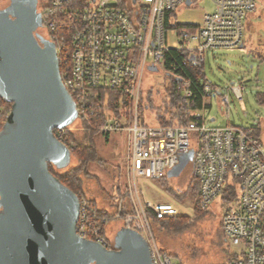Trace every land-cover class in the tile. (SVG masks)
Masks as SVG:
<instances>
[{"label": "built area", "instance_id": "built-area-1", "mask_svg": "<svg viewBox=\"0 0 264 264\" xmlns=\"http://www.w3.org/2000/svg\"><path fill=\"white\" fill-rule=\"evenodd\" d=\"M195 1L48 0L39 14L46 40L55 49L61 82L79 120L91 123L97 118L93 127L102 134L127 133L131 207L121 226L146 241L151 264L173 263L155 244L147 211L158 219L178 213L171 205L144 200L136 183L140 178L166 177L190 150L194 153L192 176L199 183L197 205L201 211L220 199L227 186H234V200L224 208L219 206L222 233L238 248L231 264H264V145L255 136V126L207 127V101L212 99L214 88L201 79L195 81L202 87L201 104L191 111L192 120L185 126L149 125L142 118L144 109L139 111L143 81L149 73L163 72L165 55L173 50L167 46L166 13ZM211 1L214 10L202 17L195 32H175L180 46L176 49L188 53L198 64L208 51L240 47L244 19L256 6V0ZM169 68L175 71L173 64ZM192 83L190 79L179 83L186 98L192 97ZM242 90L240 86L231 88L238 101L243 98ZM219 101L228 106V94L219 96ZM189 103L192 106L194 100ZM6 118L0 110V127ZM192 133L198 136L195 145L190 139ZM53 134L66 146L64 129ZM75 232L81 239L112 250L104 229L92 221L84 201L79 204Z\"/></svg>", "mask_w": 264, "mask_h": 264}, {"label": "water", "instance_id": "water-1", "mask_svg": "<svg viewBox=\"0 0 264 264\" xmlns=\"http://www.w3.org/2000/svg\"><path fill=\"white\" fill-rule=\"evenodd\" d=\"M189 5V3H187ZM34 0H9L0 10V96L11 110L0 129V264H151L146 241L121 228L114 250L75 232L78 197L50 173L68 147L53 131L75 113L54 47L35 35L41 25ZM193 151L166 173L175 179Z\"/></svg>", "mask_w": 264, "mask_h": 264}, {"label": "rangeland", "instance_id": "rangeland-1", "mask_svg": "<svg viewBox=\"0 0 264 264\" xmlns=\"http://www.w3.org/2000/svg\"><path fill=\"white\" fill-rule=\"evenodd\" d=\"M48 0H40L41 5ZM9 8V0H0V10ZM214 5L211 0H196L188 7L174 12L171 25L202 24V17L211 13ZM244 47L231 50L216 49L204 54L202 68L206 82L213 88L212 99L207 101L205 113L207 127L256 126L260 131V139L264 145V104L258 103L256 94L264 90V0H256L254 11L247 14L243 22ZM167 46L179 48V39L173 30L167 32ZM194 45H192L193 47ZM163 72L147 74L142 84L144 107L143 119L149 125H157L158 111L163 113L167 101L166 86ZM242 87V100L238 101L231 92L233 87ZM229 96V105L219 101V96ZM141 100V101H142ZM146 107V110H145ZM64 127L69 128L77 138H85L86 132L80 126L75 113L63 120ZM73 124V125H72ZM91 143L96 151L98 162L90 163L88 177L81 175L83 195L94 200L97 207L109 215V225L104 228V236L112 246L114 237L122 224L120 214L123 208L131 207L127 194V183L130 175L126 171L127 133H111L103 135L95 133ZM195 145L198 136L190 135ZM68 164L66 167H64ZM77 161L67 156L55 170L63 174L75 168ZM190 169H185L180 179H164L166 185L175 193L183 195L191 179ZM136 186L142 191L144 200L153 205H171L178 215L193 217L194 201L188 197L180 202L168 193L161 180L140 178ZM122 205V207L120 206ZM125 205V207L123 206ZM220 199L216 200L203 217L193 220L192 224L181 233H165L160 230L153 232L154 242L158 248L171 255L173 264H229V259L237 253L238 248L226 240L220 226ZM121 209V210H120Z\"/></svg>", "mask_w": 264, "mask_h": 264}, {"label": "trees", "instance_id": "trees-1", "mask_svg": "<svg viewBox=\"0 0 264 264\" xmlns=\"http://www.w3.org/2000/svg\"><path fill=\"white\" fill-rule=\"evenodd\" d=\"M173 14L174 12H168L165 15L166 30H173L174 32L179 34L181 31L193 33L199 28L198 25H171L170 21ZM164 62L163 73L165 75V80L169 83L165 88L167 101L165 102L163 113L158 111L156 122L159 126H185L192 120L191 111L194 109H198L201 104L202 87L199 86L195 81L199 79L206 81L202 64L195 63L192 59V56H190L185 51L181 52L177 49L170 50L165 55ZM170 64H173L175 71L169 68ZM186 79H190L193 81V86H191L192 97L189 98L184 97L179 89L180 81ZM108 93L111 95L114 94L113 90H109ZM191 99L194 100V104L192 106L189 105V101ZM256 99L258 103L264 104V90L259 91L256 94ZM142 104V102L141 104H139L140 112H142L144 109ZM0 110H2L6 115H8L11 110V103L1 96ZM76 116L78 118V128L81 126L82 129L85 130L84 132L87 133L85 138H77L73 131L69 129L71 125L62 129L65 130V135L63 136V138L64 140H66V146L70 149V157L75 159L78 165L75 168L68 169L63 174L56 173L55 170L58 169L53 164H49L48 168L50 173L57 177L61 184H63L78 197L79 202L84 201L89 205V216L92 221H96L99 226L102 227V229H106L107 224L110 222V215L106 211L99 209L94 200L88 199L83 195L82 180L80 178L81 175H85L86 177H88L87 171L90 163L98 162L96 151L90 139L95 133H98V130L93 127L97 118L94 121L92 120L91 124L84 122L83 120H79L77 111ZM2 126L0 127V129L2 128ZM255 136L260 137V131L256 126ZM164 179H166V177L157 180H161L162 185L163 187H165L166 191L172 194L180 202L187 199L188 197H190L194 201V215L193 217L176 215L173 217L158 219L154 215V213L149 210L147 211V216L150 221V226L153 232L155 230H160L168 234L181 233L192 224L193 220L198 219L202 216L204 217L207 214V211H201L197 205L199 183L193 176H191L186 192L183 195H179L166 185V181ZM234 198V186L229 185L226 187V190L220 197V207L224 208L225 206L230 204L234 200ZM123 206L125 207V205ZM126 213L127 211L123 208V211L120 213L122 214L121 218H123ZM113 247L114 245H112V249H114ZM169 256L172 257L171 255ZM236 258L237 255L235 254L230 257L229 264H231V262H233Z\"/></svg>", "mask_w": 264, "mask_h": 264}, {"label": "flooded vegetation", "instance_id": "flooded-vegetation-1", "mask_svg": "<svg viewBox=\"0 0 264 264\" xmlns=\"http://www.w3.org/2000/svg\"><path fill=\"white\" fill-rule=\"evenodd\" d=\"M34 1H35V5H36L35 6L36 7V12L40 13L39 11H40V9L42 8L43 5L39 4V3H41L40 0H34ZM35 35L38 38H41L42 40H46L45 31H44V27H43L42 23H41V25L39 27H37L35 29ZM187 169H190V174L192 175V173H193V165H192V163L189 164V166L186 168V170ZM180 177H179V179H180ZM176 180H178V179H176ZM113 245H114V243H113ZM113 248L115 249V246ZM114 249H112V250H114Z\"/></svg>", "mask_w": 264, "mask_h": 264}, {"label": "crops", "instance_id": "crops-1", "mask_svg": "<svg viewBox=\"0 0 264 264\" xmlns=\"http://www.w3.org/2000/svg\"><path fill=\"white\" fill-rule=\"evenodd\" d=\"M192 25H193V24H192ZM242 47H244V41H243L242 45H241L239 48H242ZM121 228H122V226L119 228V230H120ZM119 230H118V231H119ZM118 231H117V232H118ZM117 232H116V233H117Z\"/></svg>", "mask_w": 264, "mask_h": 264}]
</instances>
